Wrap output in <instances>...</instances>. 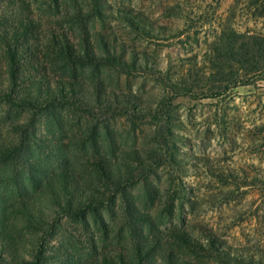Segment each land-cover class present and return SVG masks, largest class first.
<instances>
[{
	"label": "rangeland",
	"instance_id": "obj_1",
	"mask_svg": "<svg viewBox=\"0 0 264 264\" xmlns=\"http://www.w3.org/2000/svg\"><path fill=\"white\" fill-rule=\"evenodd\" d=\"M1 17L30 18L77 51L86 42L130 64L48 65L52 79L74 75L91 105L49 106L37 131L55 144L34 160L50 175L65 153L105 200L87 225L62 219L48 264H101L131 256L136 242L155 264H264V78L229 80L228 61L213 58L223 33L264 36V0H0ZM27 116L1 106L2 136ZM96 154L126 188L111 203L110 186L85 165ZM0 166L1 205L13 187ZM21 230L18 245L30 249L40 234Z\"/></svg>",
	"mask_w": 264,
	"mask_h": 264
},
{
	"label": "trees",
	"instance_id": "obj_2",
	"mask_svg": "<svg viewBox=\"0 0 264 264\" xmlns=\"http://www.w3.org/2000/svg\"><path fill=\"white\" fill-rule=\"evenodd\" d=\"M216 50L213 58L230 64L229 80L236 77L239 71L244 75L264 78L263 35L228 31L221 35ZM0 59L3 65L0 107L6 109L8 116L24 110L28 113L24 122L10 125V140L2 136L0 127V165L10 166L13 187L9 202L3 200L0 205V264H48V259L53 257L50 254V249L54 247L51 242L61 233L62 219L87 225L91 217L100 218L99 210L105 205L103 192L96 187L95 190H88L93 184L80 180L65 153L62 158L56 156L54 165L58 164L61 168L54 169L50 175L34 160L36 156L39 161L38 156L45 152L46 147L55 144L52 138L45 140L37 131L38 121L49 106L75 103L73 105L89 108L91 105L81 89L76 87L74 75L72 78L60 76L59 79H52L48 65L59 60L62 62L61 69H64L74 68V65L84 61L106 60L124 69L130 64L115 54H108L107 58L97 56L86 42L82 51H77L67 36L55 31L44 33L30 18L16 22L0 18ZM96 99L100 101L98 96ZM85 165L113 191L107 203L125 192L121 172L114 168L106 155H92L86 158ZM18 223H22L20 229ZM21 229L31 235L40 234L35 237L30 249L18 245ZM179 232L184 243L196 247L198 243L195 240L186 238L183 231ZM176 262L169 259L167 264ZM101 264L155 263L149 259L142 244L136 242L131 256L120 254L116 258H103ZM248 264L258 263L251 256Z\"/></svg>",
	"mask_w": 264,
	"mask_h": 264
}]
</instances>
